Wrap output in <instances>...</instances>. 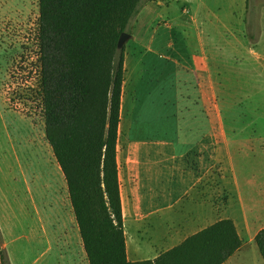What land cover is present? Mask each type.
<instances>
[{"label":"rangeland","instance_id":"1","mask_svg":"<svg viewBox=\"0 0 264 264\" xmlns=\"http://www.w3.org/2000/svg\"><path fill=\"white\" fill-rule=\"evenodd\" d=\"M39 19L40 0H0V232L9 245L10 264L47 259L39 249L24 254L15 247L38 225L35 216L25 213L31 195L38 203L53 200L63 181L46 138ZM126 32L131 36L123 46L124 116L135 128V138L159 140L152 152L162 157L165 171L179 175L178 180L169 178L171 184L185 187L188 179L181 172L195 159L188 157L189 151L207 133L198 93L203 83L210 90L211 123L218 121L221 104L228 126L235 117L242 137L257 136L253 125L264 124V98L252 96L264 91V0H156L145 4ZM205 53L209 83L201 70ZM195 56L201 71L194 66ZM219 139V130L212 127V145ZM200 164L205 168L207 159ZM212 169L225 175L228 190L221 186L211 193L215 207H223L228 194L235 196L232 169L224 161ZM218 186L212 183L214 189ZM253 245L231 264H264Z\"/></svg>","mask_w":264,"mask_h":264},{"label":"trees","instance_id":"2","mask_svg":"<svg viewBox=\"0 0 264 264\" xmlns=\"http://www.w3.org/2000/svg\"><path fill=\"white\" fill-rule=\"evenodd\" d=\"M153 1L40 0L46 138L64 173L90 264H224L243 244L231 219L154 260L127 258L117 163L125 49L118 42ZM255 242L264 259V228ZM0 257L1 264H10L4 247Z\"/></svg>","mask_w":264,"mask_h":264},{"label":"crops","instance_id":"3","mask_svg":"<svg viewBox=\"0 0 264 264\" xmlns=\"http://www.w3.org/2000/svg\"><path fill=\"white\" fill-rule=\"evenodd\" d=\"M200 60L203 81L209 83L210 58L205 53ZM200 60L195 56L194 66L198 71H201L197 66ZM125 84L126 78L124 87ZM198 93L207 121V133L189 151L188 157L195 159L193 163L188 161V166L182 170L188 181L185 187H180L179 183L174 185L169 182L170 177L178 180V173L165 171L162 157L152 152V146L157 145L159 140L140 139L132 135L135 128L126 122L124 116L126 98L123 89L117 163L126 252L131 262L154 260L212 224L231 219L243 240L240 250L224 263L231 264L248 246L255 248V237L264 228V124L259 125L256 121L253 128L257 136L244 138L234 116L228 126V115L221 104L218 121L211 123L210 90L203 83ZM260 97L264 98V91H257L252 96L253 99ZM263 98L257 102L258 106L262 105ZM212 127L220 132L218 145H212ZM212 146H217L215 155L212 154ZM203 159H207L205 168L200 164ZM212 160L215 161L213 165ZM221 161L231 166L235 196L228 194L223 207H215L214 199L213 202L211 200L212 191H219L221 186L222 191L228 190L223 172L212 169ZM62 174L63 181L53 200L38 203L31 195V203L25 204L26 216H35L38 225L30 227L32 236L27 230L26 242L15 247V251L28 254L33 249L41 250L40 255L47 259L40 264H90L68 185ZM212 183L219 186L214 189ZM8 246L6 241L2 247Z\"/></svg>","mask_w":264,"mask_h":264},{"label":"water","instance_id":"4","mask_svg":"<svg viewBox=\"0 0 264 264\" xmlns=\"http://www.w3.org/2000/svg\"><path fill=\"white\" fill-rule=\"evenodd\" d=\"M131 35L129 33H127L126 31L122 33V35L120 36L119 42H118V47L122 48L124 46V43L127 41V39L130 37Z\"/></svg>","mask_w":264,"mask_h":264}]
</instances>
